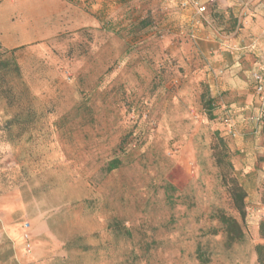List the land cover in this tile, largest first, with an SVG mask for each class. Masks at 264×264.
<instances>
[{
    "label": "rangeland",
    "instance_id": "374dc122",
    "mask_svg": "<svg viewBox=\"0 0 264 264\" xmlns=\"http://www.w3.org/2000/svg\"><path fill=\"white\" fill-rule=\"evenodd\" d=\"M62 1L0 0V35L38 39L0 48V264H257L264 116L238 148L209 58L171 25L196 0ZM221 136L247 193L243 222L213 157ZM221 214L241 240L228 242Z\"/></svg>",
    "mask_w": 264,
    "mask_h": 264
},
{
    "label": "crops",
    "instance_id": "0c3cea01",
    "mask_svg": "<svg viewBox=\"0 0 264 264\" xmlns=\"http://www.w3.org/2000/svg\"><path fill=\"white\" fill-rule=\"evenodd\" d=\"M205 1L196 0L192 4H185L184 8H174L175 12H172L174 16L171 19L175 22L171 25L184 27L188 32L187 38L194 39L200 52L209 58L207 76L214 85L213 93L218 92L221 96L218 111L222 114L221 117L226 114L231 118L237 133L234 141L239 145L238 148L248 151L247 148H242L241 136L247 131H252L249 133L252 135L254 127L260 131L258 129L260 125H254L261 104L255 93L253 73L257 72L264 76V0H217L213 10L199 14L197 6H204ZM91 2L92 7L97 10L114 3L113 0ZM27 3L29 6L42 5L44 8L49 6L55 11L57 5L66 4L62 0H28ZM216 19L220 35L214 31ZM31 21L33 26H42L35 19ZM31 21L28 20L30 23ZM96 21L94 18L92 23ZM37 40L22 41L17 37L0 35V48L12 50ZM252 147L250 153L254 154Z\"/></svg>",
    "mask_w": 264,
    "mask_h": 264
},
{
    "label": "trees",
    "instance_id": "16d2710c",
    "mask_svg": "<svg viewBox=\"0 0 264 264\" xmlns=\"http://www.w3.org/2000/svg\"><path fill=\"white\" fill-rule=\"evenodd\" d=\"M206 104L210 111L209 117L212 119L213 115L211 114V111L215 107L214 99L211 96H207ZM213 149H214L213 157L215 160V164L220 169V173H219L220 181L222 185L226 188L230 201L236 212H238L241 221L243 222L246 216L245 199L247 193L243 185L239 182V180L234 176L232 172L233 170L232 165L227 160V156H228L227 147L225 145L222 136L217 138V141L213 146ZM119 164H120V160L118 158H113L107 163L106 170L112 171L118 168ZM263 185H264V176H263ZM261 201L264 204V188H263ZM219 219L225 227L229 243L241 240L244 237V234L241 230L239 223L233 217L221 214L219 216ZM258 234L259 237L263 240V242L256 244L254 247V251L256 254V262L257 264H264V215L260 219L258 224ZM196 258L200 262H205L207 259L205 258L203 251H201L199 247L196 249Z\"/></svg>",
    "mask_w": 264,
    "mask_h": 264
},
{
    "label": "built area",
    "instance_id": "2783aa9c",
    "mask_svg": "<svg viewBox=\"0 0 264 264\" xmlns=\"http://www.w3.org/2000/svg\"><path fill=\"white\" fill-rule=\"evenodd\" d=\"M205 10L204 6H198L197 8V12L201 13ZM253 77L255 80V93L258 97V100L261 104V110L259 112L258 117L256 118V120H260L263 116H264V76L261 75L260 73H253ZM222 121L223 123L227 126V132L235 137L236 136V131L234 129V123L232 122L231 118L228 115H223L222 117ZM29 222L25 221L23 223V246L25 248L26 251H31L32 249V244L30 241V236H29Z\"/></svg>",
    "mask_w": 264,
    "mask_h": 264
}]
</instances>
